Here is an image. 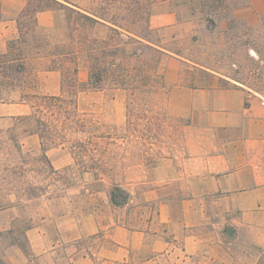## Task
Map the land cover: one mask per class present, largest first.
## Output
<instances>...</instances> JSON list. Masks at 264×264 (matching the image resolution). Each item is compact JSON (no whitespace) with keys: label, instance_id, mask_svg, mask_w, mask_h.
I'll list each match as a JSON object with an SVG mask.
<instances>
[{"label":"rangeland","instance_id":"obj_1","mask_svg":"<svg viewBox=\"0 0 264 264\" xmlns=\"http://www.w3.org/2000/svg\"><path fill=\"white\" fill-rule=\"evenodd\" d=\"M58 1L0 0V104L27 107L0 116V264H101L103 246L108 264H146L165 239L173 252L163 264H213L182 241L184 157L213 138L197 125L216 119L194 103V89L201 101L218 81L196 76L264 92V0ZM72 8L114 16L129 31L78 26ZM43 12L51 17L40 22ZM167 13L175 21L154 26L152 16ZM103 39L121 42L127 73L93 87ZM124 228L137 235L129 252L118 249ZM219 230L233 256L224 264H264L246 229Z\"/></svg>","mask_w":264,"mask_h":264},{"label":"crops","instance_id":"obj_2","mask_svg":"<svg viewBox=\"0 0 264 264\" xmlns=\"http://www.w3.org/2000/svg\"><path fill=\"white\" fill-rule=\"evenodd\" d=\"M42 17L50 18L51 15L40 13V22ZM165 19L173 23L175 16L171 13L152 16L157 27L165 24L161 21ZM156 21L159 24H155ZM43 24L48 25L49 20ZM196 78L204 82L218 81L211 94L206 89L202 91V102L198 99L201 85L194 89L197 91L194 103L204 105L216 119L213 125H197L202 131L211 132L213 138L201 139L200 148L184 157V193L188 198L184 200L182 241L188 255L209 259L208 263L224 264L233 257L230 249L221 243L222 232L219 229L227 224L246 229L252 242L264 248V105L255 94L256 90L236 79L227 77L224 80L216 74L197 75ZM204 85L208 87V84ZM26 113L24 104H0V116ZM214 223L215 230H205ZM125 230H119L123 236L122 240L117 239L119 252H129L136 242L137 235L126 234ZM157 244H162V247H157ZM172 247V240L165 239L164 243L156 240L154 256L148 257L144 263L163 264L161 259L172 255ZM103 248L100 250V263L108 264V250ZM220 257L221 261L218 260ZM119 260L122 264H133L130 256ZM70 264L96 262L83 257L73 259Z\"/></svg>","mask_w":264,"mask_h":264},{"label":"trees","instance_id":"obj_3","mask_svg":"<svg viewBox=\"0 0 264 264\" xmlns=\"http://www.w3.org/2000/svg\"><path fill=\"white\" fill-rule=\"evenodd\" d=\"M31 1V0H30ZM49 2L59 3L62 4L58 0H46ZM30 3V2H29ZM47 8H52V5L45 4L42 6H39L35 9V13H33L34 19H35V26L38 27L37 21H36V14L42 10H45ZM73 13L75 14L77 21L76 24L79 26H91V27H102L106 28L110 32H114L116 35L122 36L124 34V31H129V29H125L121 23L113 16H108L106 13H99L98 11H83L79 8H72ZM112 38V37H110ZM15 40L11 43L14 44ZM127 41L126 43H128ZM10 43V48L12 44ZM103 45L98 46V55H96L95 61L91 64L90 70H91V78L94 79L96 82L94 84H91V86L96 87L97 83L102 81L107 74L114 73L117 77H121L122 74L127 73V66H123L121 61H119L116 57L118 52L120 51L121 42H117L116 44H111L110 39H103L102 40ZM129 44V43H128ZM112 47V48H110ZM124 50H121L120 52H123ZM109 55V60L106 59V56ZM54 70V69H51ZM77 71V68L75 69ZM160 79L164 81L163 76L159 73ZM119 78L115 80H120ZM134 89L136 86L133 87ZM30 94H27L25 96H29ZM33 98L41 99H51L56 100L58 97H48L46 95L40 96L38 94H33ZM41 121L40 119H38Z\"/></svg>","mask_w":264,"mask_h":264},{"label":"built area","instance_id":"obj_4","mask_svg":"<svg viewBox=\"0 0 264 264\" xmlns=\"http://www.w3.org/2000/svg\"><path fill=\"white\" fill-rule=\"evenodd\" d=\"M255 94L260 97L261 103L264 105V92L256 91Z\"/></svg>","mask_w":264,"mask_h":264}]
</instances>
